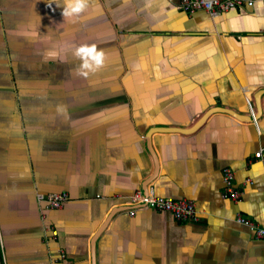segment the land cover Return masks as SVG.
I'll use <instances>...</instances> for the list:
<instances>
[{
  "label": "crops",
  "instance_id": "crops-1",
  "mask_svg": "<svg viewBox=\"0 0 264 264\" xmlns=\"http://www.w3.org/2000/svg\"><path fill=\"white\" fill-rule=\"evenodd\" d=\"M73 2L0 0V264H264L235 221L264 228V0L214 19L179 0ZM215 108L242 119L193 128ZM136 191L198 218L130 216ZM55 192L68 200L49 209L38 196Z\"/></svg>",
  "mask_w": 264,
  "mask_h": 264
},
{
  "label": "built area",
  "instance_id": "built-area-1",
  "mask_svg": "<svg viewBox=\"0 0 264 264\" xmlns=\"http://www.w3.org/2000/svg\"><path fill=\"white\" fill-rule=\"evenodd\" d=\"M181 9L186 13H194L196 11L205 12L210 18L219 17L225 12L242 7L251 6L253 0H179ZM254 156L264 162L263 151H257ZM224 192L223 197L237 201L240 198V193L233 188V172L225 168L223 170ZM40 201L46 204L49 209H60L68 200V194L64 192H55L47 195H39ZM127 214L132 216L136 210L152 209L156 212H166L171 214L178 221H195L198 217L196 214L195 204L190 200H173L155 196L153 192L143 194L136 191L128 200ZM235 221L237 224L249 228L256 239L264 240V228L255 224L249 218L236 214ZM56 232H52L55 235Z\"/></svg>",
  "mask_w": 264,
  "mask_h": 264
},
{
  "label": "water",
  "instance_id": "water-1",
  "mask_svg": "<svg viewBox=\"0 0 264 264\" xmlns=\"http://www.w3.org/2000/svg\"><path fill=\"white\" fill-rule=\"evenodd\" d=\"M262 94H264V93H262ZM256 107H258V102H257V101H256ZM212 112H223V113H226V114L231 115V116H233V117H236V118H238V119H242V115L237 114V113H235V112H232L231 110L224 109V108H215V109L209 110L206 114H204L203 118H201V120H200V121H199V122H198L193 128H195V127H197L199 124H201V122L204 121L205 118H206L210 113H212ZM243 117H244V116H243ZM193 128H189V129H178V131H181V132H188V131H190L191 129L193 130ZM170 130H172V129L170 128ZM174 130H175V129H174ZM168 131H169V129H168Z\"/></svg>",
  "mask_w": 264,
  "mask_h": 264
},
{
  "label": "clouds",
  "instance_id": "clouds-1",
  "mask_svg": "<svg viewBox=\"0 0 264 264\" xmlns=\"http://www.w3.org/2000/svg\"><path fill=\"white\" fill-rule=\"evenodd\" d=\"M85 6V0H75V2L70 3L69 7L65 9V14H67L69 11L71 12H80ZM95 61L97 65L102 63V53L97 52L95 56Z\"/></svg>",
  "mask_w": 264,
  "mask_h": 264
}]
</instances>
